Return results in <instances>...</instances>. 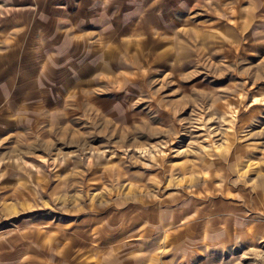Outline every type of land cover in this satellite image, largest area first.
Masks as SVG:
<instances>
[{
  "label": "rangeland",
  "instance_id": "374dc122",
  "mask_svg": "<svg viewBox=\"0 0 264 264\" xmlns=\"http://www.w3.org/2000/svg\"><path fill=\"white\" fill-rule=\"evenodd\" d=\"M0 264H264V0H0Z\"/></svg>",
  "mask_w": 264,
  "mask_h": 264
}]
</instances>
